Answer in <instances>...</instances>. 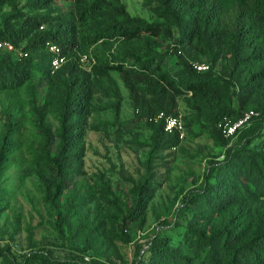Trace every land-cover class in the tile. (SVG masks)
Listing matches in <instances>:
<instances>
[{
  "label": "trees",
  "instance_id": "obj_1",
  "mask_svg": "<svg viewBox=\"0 0 264 264\" xmlns=\"http://www.w3.org/2000/svg\"><path fill=\"white\" fill-rule=\"evenodd\" d=\"M143 4L163 21L132 16L120 0H73L69 11L56 6V0L23 4L0 0V13L8 9L0 20V42L27 53L18 57L1 49L0 91L20 89L35 72L47 84L45 100L33 108L39 139L27 173L38 178L62 243L72 247L79 239L78 251L92 252L91 260L84 262L57 258L42 247L17 261L6 245V256L12 259L4 257L0 264H121L112 237L132 242L134 264H264V0H143ZM51 6L55 14L37 13ZM43 24L49 27L40 28ZM172 27L185 48V56L177 55L182 64L177 70L153 49V40L170 36ZM47 42L59 45L66 58L53 73ZM109 42H117L116 55L94 50L90 69L81 66V52ZM193 62H205L208 68L197 71ZM111 72L121 79L150 135L145 175L132 186L130 200L113 196L117 222L114 231H106L97 203L89 220L92 195L77 179L85 173L84 139L90 128L93 88L103 79L114 84ZM179 99L193 108L191 118L208 120L212 137L226 152L220 160L207 159L200 184L183 190L180 239L175 242L170 234L156 232L142 250L135 234L143 229L146 209L159 186L150 163L180 142L176 129L164 130L167 118L179 117ZM49 107L57 114L55 129L45 121ZM114 109L117 116L119 101ZM250 109L257 115L249 123L230 137L221 134L220 121L236 120ZM255 121V127L247 126ZM15 131L16 121L8 120L0 143V193ZM236 135L237 140L226 146ZM153 213L159 221L162 216Z\"/></svg>",
  "mask_w": 264,
  "mask_h": 264
},
{
  "label": "rangeland",
  "instance_id": "obj_2",
  "mask_svg": "<svg viewBox=\"0 0 264 264\" xmlns=\"http://www.w3.org/2000/svg\"><path fill=\"white\" fill-rule=\"evenodd\" d=\"M24 1L20 0V4ZM120 1L132 16L144 18L148 22L163 21L145 7L143 0ZM72 2L73 0H56V6L69 11L72 9ZM53 8L51 6L37 13L55 14ZM7 10L4 9L0 13V20ZM48 27L47 24L42 25L43 29ZM171 29L170 36L162 35L151 40L153 49L161 55L162 61L172 70H177L182 66L177 55L185 56V48L177 42L176 29L173 27ZM109 43H97L81 52V66L90 69L94 60V50L116 55L117 42ZM23 45L24 42H21L20 46ZM1 49L0 47V51ZM199 58L204 59L203 56ZM110 76L114 84L103 79L93 88L91 112L88 117L90 128L84 139L85 173L77 179L92 195L89 201V220L94 217V204L97 203L106 231L112 229L114 231L117 222L113 216L116 211L111 204L113 196L122 201L130 200L132 186L145 175L150 135L145 122L137 116L121 79L115 72H111ZM46 86V81L41 78L40 73L35 72L29 84L23 85L20 89L0 91V143L8 120L16 121L13 154L1 176L0 260L8 257L6 245H9L10 254L17 261L31 255L33 250L44 247L51 249L57 258L89 262L92 252L78 251L82 245L81 240L72 241V247H69L67 242L62 243L57 236L53 226L55 217L43 200L40 182L33 173H27L31 166L34 142L39 139L33 124V108L45 100ZM118 101L119 109L116 116L114 106ZM179 112L182 136H179L178 146L160 152L150 163L159 186L146 209L144 227L135 234L134 240L142 250L146 247L145 242L156 232L170 234L175 242L180 239L183 228L177 223L184 220L185 210L181 203L184 191L200 184L207 169V159L211 157L220 160L226 152L225 146L218 144L212 137L208 120L203 117L191 118L194 110L183 99H179ZM45 121L51 129L58 125L57 114L50 107ZM188 121L189 126L185 125ZM257 124L255 121L247 126L255 127ZM91 126L98 128L92 129ZM237 138L238 135L232 137L226 146L235 142ZM153 211L162 216L159 221ZM66 234L70 237L71 232L67 230ZM112 239L118 247L120 263L134 264L132 242L125 243L117 237ZM12 256L8 258L11 260Z\"/></svg>",
  "mask_w": 264,
  "mask_h": 264
},
{
  "label": "built area",
  "instance_id": "obj_3",
  "mask_svg": "<svg viewBox=\"0 0 264 264\" xmlns=\"http://www.w3.org/2000/svg\"><path fill=\"white\" fill-rule=\"evenodd\" d=\"M42 28V26H40ZM47 49L53 54V57L50 61V71L51 73L55 72L57 69L61 67V65L66 61L65 56L61 53V48L59 45L54 43H46ZM0 47L6 49L7 51H12L18 55V57L26 56L27 53L23 52L21 49H16L10 42L1 41ZM192 66L197 71H203L208 68V66L204 63L193 62ZM162 114L160 113L158 117ZM257 112L254 110H247L236 120H231L229 118H224L222 121L218 123V128L221 134L224 137H230L236 133L238 129L249 123L252 117L256 116ZM173 129H176L179 132V136L181 137V129L182 124L180 121V117H169L165 121L164 130L171 132Z\"/></svg>",
  "mask_w": 264,
  "mask_h": 264
}]
</instances>
